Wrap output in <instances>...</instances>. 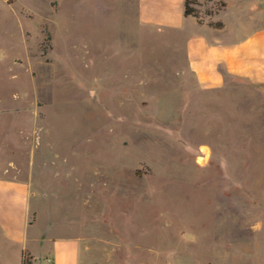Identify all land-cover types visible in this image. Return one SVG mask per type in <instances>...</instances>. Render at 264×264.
<instances>
[{"label":"rangeland","instance_id":"obj_1","mask_svg":"<svg viewBox=\"0 0 264 264\" xmlns=\"http://www.w3.org/2000/svg\"><path fill=\"white\" fill-rule=\"evenodd\" d=\"M228 1L229 31L264 23ZM135 18L126 0H0V107H24V131L1 114L0 167L37 193L31 264L75 239L78 264H264V91L194 90L182 35Z\"/></svg>","mask_w":264,"mask_h":264},{"label":"crops","instance_id":"obj_2","mask_svg":"<svg viewBox=\"0 0 264 264\" xmlns=\"http://www.w3.org/2000/svg\"><path fill=\"white\" fill-rule=\"evenodd\" d=\"M126 1L133 4L135 19L143 27L182 35L184 65L179 76L180 80H192L194 90L264 91V23L245 32L229 31L225 18L232 7L228 0H197L201 9L224 4L202 23L184 16V0ZM257 9L264 12V0H258V8H251V14ZM209 22L221 23L222 27L210 26ZM7 111L13 124L21 120L20 131H24L23 105L0 107V119ZM8 146L5 148L10 153L17 152L16 146ZM36 196L32 183L22 176L16 161L9 160L4 168L0 167V264H22L23 252L32 256L28 242L36 219L32 207ZM51 258L52 264H78L79 241L53 242Z\"/></svg>","mask_w":264,"mask_h":264},{"label":"trees","instance_id":"obj_3","mask_svg":"<svg viewBox=\"0 0 264 264\" xmlns=\"http://www.w3.org/2000/svg\"><path fill=\"white\" fill-rule=\"evenodd\" d=\"M221 6H224L222 3ZM199 3L197 0H184V16H192L194 17L199 23H202V18L200 17V10H199ZM208 16H211L212 12H206ZM210 26L220 28L222 27L221 23H209ZM33 256H31L28 252L22 253V264H31V260Z\"/></svg>","mask_w":264,"mask_h":264}]
</instances>
